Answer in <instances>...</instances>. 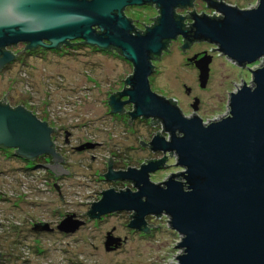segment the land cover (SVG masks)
<instances>
[{"label":"water","instance_id":"95a60500","mask_svg":"<svg viewBox=\"0 0 264 264\" xmlns=\"http://www.w3.org/2000/svg\"><path fill=\"white\" fill-rule=\"evenodd\" d=\"M193 1L0 0V48L23 41L30 48L57 49L79 39L97 50H118V55L133 65V73L121 79L128 88L109 96L112 112L123 114L122 106L129 102L134 107L132 119H157L168 139L155 134L148 146L173 153L175 166L182 170L154 183L149 173L165 165L166 155L125 170H113L112 158H107L105 178L128 180L136 190L105 189L101 198L90 204L91 218L133 211L129 227L147 232L144 217L165 214L181 236L176 248L182 251L172 264H264V0L244 9L203 0L219 16L193 12L189 15L192 22L185 27L187 18L176 9L190 7ZM146 5H154L158 16L151 17V26L135 32L124 9ZM178 35L183 37L180 48L206 41L238 66L259 64L249 69L248 84L239 82L236 91L228 92L227 113L219 119L205 123L196 114L185 116L168 96L150 89L152 60ZM195 58L189 61L198 70L203 88L211 56ZM121 96L128 99L122 101ZM198 102L194 98V112ZM52 132L50 125L24 107L0 102V147L14 148V155L26 159L50 155L54 164H44L47 169L56 174L69 172L58 164L63 159L54 150ZM73 216L67 215L57 229L74 231L81 222ZM34 229L48 230V226L39 223ZM117 242L118 238L109 236L105 246L109 249Z\"/></svg>","mask_w":264,"mask_h":264},{"label":"rangeland","instance_id":"374dc122","mask_svg":"<svg viewBox=\"0 0 264 264\" xmlns=\"http://www.w3.org/2000/svg\"><path fill=\"white\" fill-rule=\"evenodd\" d=\"M218 1L244 9L258 0ZM193 12L219 16L203 0L176 9L187 18L185 24L191 23L188 14ZM124 14L143 31L158 11L154 5L127 6ZM70 42L75 43L46 50L0 75V100L12 108L24 107L57 129L51 139L63 159L58 164L69 170L59 174L48 170L44 164L54 161L47 154L32 160L14 155V148H0V264H172L182 251L176 248L181 236L165 214L146 215L147 232L129 227L133 211L109 212L99 218L88 215L90 204L105 189L136 190L128 180L105 178L107 158H112L113 170H125L166 155L165 165L149 173L154 183L182 168L175 166L173 153L148 146L155 134L168 139L160 122L132 119V103L122 106L123 114L113 113L108 104L110 94L128 87L121 79L133 73V65L115 50H97L79 39ZM180 44L183 37L178 35L152 60L150 89L173 98L185 116L196 114L205 123L219 119L227 113L228 92L236 91L239 82L248 84L249 69L259 64L238 66L206 41L192 42L186 48ZM204 55H210L211 62L202 88L198 70L189 59ZM186 88H190L188 93ZM121 97L122 101L128 99ZM194 98L199 101L195 112L191 106ZM72 214L81 224L72 232L58 230V224ZM39 223L47 224L48 230L34 229ZM109 236L118 242L107 249Z\"/></svg>","mask_w":264,"mask_h":264},{"label":"flooded vegetation","instance_id":"af4514ba","mask_svg":"<svg viewBox=\"0 0 264 264\" xmlns=\"http://www.w3.org/2000/svg\"><path fill=\"white\" fill-rule=\"evenodd\" d=\"M188 15H190V13ZM191 22H192V20H191ZM45 43H47V42L45 41ZM27 44H28L27 42L17 41V42L11 43V44H7L6 46L0 48V75L4 71H6L10 68L17 67L18 63H23L26 60H28V58H30V57H35L38 55L40 56L41 55L40 53L44 54V53H46V50H49V48H45V47H41V46H38L36 48H30L27 46ZM64 45L65 44L61 45L59 48L63 47ZM59 48H57V49H59ZM2 52H5L6 55L3 56ZM5 58H7V59L5 60ZM115 95H117V94H115ZM0 102L1 103L4 102L3 104H7L4 100H0ZM108 104L110 105L109 102H108ZM133 109H134V107H133ZM56 131H57V129L54 128L52 133H56ZM50 157H52V156H50Z\"/></svg>","mask_w":264,"mask_h":264},{"label":"trees","instance_id":"16d2710c","mask_svg":"<svg viewBox=\"0 0 264 264\" xmlns=\"http://www.w3.org/2000/svg\"><path fill=\"white\" fill-rule=\"evenodd\" d=\"M211 17H214V16H211ZM153 24V23H152ZM151 24V25H152ZM189 25L190 24H186V26L185 27H189ZM135 28V27H134ZM135 32L136 31H139V32H142V30H138V29H136L135 28V30H134ZM69 44H71V43H69ZM68 44V45H69ZM91 46V45H90ZM94 47H96V46H94ZM96 48H98V47H96ZM100 50V49H99ZM111 50H113V49H111ZM115 51H117L118 53H119V51L118 50H115ZM120 54V53H119ZM156 59V58H155ZM154 59V60H155ZM169 100H171L173 103H175L176 104V101L173 99V98H168ZM2 103H4V102H2ZM7 105V104H6ZM177 105V104H176ZM152 122H154V123H157V122H159L157 119H152ZM0 148H2V147H0ZM40 157H42V155H39L38 157H36L35 159H32V160H38V158H40ZM23 158V157H22Z\"/></svg>","mask_w":264,"mask_h":264}]
</instances>
